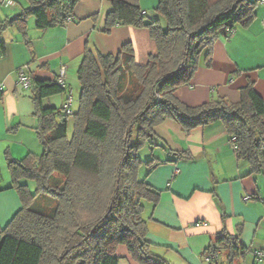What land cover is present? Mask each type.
Masks as SVG:
<instances>
[{"label": "trees", "instance_id": "16d2710c", "mask_svg": "<svg viewBox=\"0 0 264 264\" xmlns=\"http://www.w3.org/2000/svg\"><path fill=\"white\" fill-rule=\"evenodd\" d=\"M78 1L29 0L0 21V29L15 27L25 35L29 16L39 29L62 25L73 18ZM108 1L102 32L144 27L155 51L139 63L130 42L116 55L86 47L77 68V108L71 113L43 103L65 93L66 84L32 78L42 150L21 159L5 156L9 187L21 205L0 228V264H119L120 246L134 263L168 264L150 252L145 239L144 203L156 204L159 191L140 176L144 164L154 163L152 153L139 157L144 145L151 150L157 145L156 128L167 118L184 132L220 122L249 175H264V100L251 82L241 88L238 102L218 96L191 106L175 94L190 82L202 54L209 61L219 36L229 37L236 24L246 26L253 19L258 0H158L154 10L165 25L149 18L139 0ZM27 181L34 183L33 190ZM237 229L240 233L241 225ZM238 239L222 229L205 254L213 260L224 249L226 264H237L244 252Z\"/></svg>", "mask_w": 264, "mask_h": 264}, {"label": "crops", "instance_id": "0c3cea01", "mask_svg": "<svg viewBox=\"0 0 264 264\" xmlns=\"http://www.w3.org/2000/svg\"><path fill=\"white\" fill-rule=\"evenodd\" d=\"M12 1L10 7L0 5V21L29 3ZM109 9L108 0H79L72 20L62 25L39 29L29 16L25 35L15 27L0 29V228L21 205L9 187L6 154L21 159L42 150L35 132L38 118L33 91L17 86V70L26 68L33 79L53 80L63 66L73 111L80 93L77 68L86 47L116 55L130 42L139 63L155 50L144 27L114 26L103 33ZM263 20L264 3L258 0L253 19L246 26L234 27L229 37L219 36L209 61L205 56L200 59L190 82L178 87L176 96L191 106L218 96L238 102L241 88L251 82L264 100ZM65 99V93H58L44 98L43 103L59 109ZM156 133L157 145L151 150L154 163L140 168V176L159 191L156 204L144 203L150 252L168 264H226L224 249H218L213 260L204 258L215 235L225 229L238 235L244 247L237 264H264V259L255 258V251L264 252V175H249L247 162L236 157L223 125L213 122L184 132L178 121L167 118ZM119 254V264H138L129 260L123 246Z\"/></svg>", "mask_w": 264, "mask_h": 264}, {"label": "built area", "instance_id": "2783aa9c", "mask_svg": "<svg viewBox=\"0 0 264 264\" xmlns=\"http://www.w3.org/2000/svg\"><path fill=\"white\" fill-rule=\"evenodd\" d=\"M261 2L264 3V0H260ZM0 5L4 6V7H10L11 5H13V1L12 0H0ZM72 18L71 17H67L66 21H70ZM263 26H264V20H263ZM230 35L234 32V29H231L230 31ZM56 81L58 83H60L62 86H65V68L62 66L59 74L56 77ZM32 77L31 75L27 72L26 68H19L16 72V84L19 88H21L22 90H30L32 88ZM2 92V84L0 83V94ZM66 94V99L64 100L63 104H62V108L66 113H71V108H70V104H71V92L70 90L65 92ZM232 142V141H231ZM233 145V142H232ZM245 199H249V196H246ZM217 252L215 253L216 256ZM205 260L209 261L211 258V255L206 254L205 255ZM255 258L257 260H263L264 259V252L261 251H256L255 253Z\"/></svg>", "mask_w": 264, "mask_h": 264}, {"label": "rangeland", "instance_id": "374dc122", "mask_svg": "<svg viewBox=\"0 0 264 264\" xmlns=\"http://www.w3.org/2000/svg\"><path fill=\"white\" fill-rule=\"evenodd\" d=\"M157 1L158 0H139V4H140L141 8L147 12V15L149 18H151V19L159 18L162 25H165L163 18L160 15H158V13H156V11L154 10V8L157 4ZM32 19L34 20V18H32ZM240 26H241L240 24H236L235 28L237 29ZM201 59H203V54L201 55ZM73 102H75V101H73ZM72 108L74 109V103H72ZM68 126H69L68 131L70 132L71 131V116H69V118H68ZM153 149H155L154 146L152 147V150ZM150 154H151V149H150V146L148 144L144 145L139 151V157L143 160L147 159L146 157H149ZM143 166H145V164ZM5 173H6L5 176H7L8 172L6 169H5ZM27 183H28L30 189L33 190L34 189V183L32 181H27ZM117 253H119V249H118Z\"/></svg>", "mask_w": 264, "mask_h": 264}]
</instances>
